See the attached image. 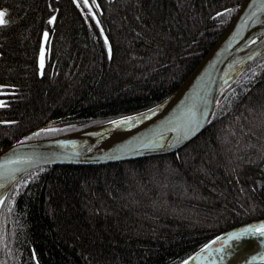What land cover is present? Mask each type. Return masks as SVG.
I'll return each instance as SVG.
<instances>
[{
	"label": "trees",
	"instance_id": "obj_1",
	"mask_svg": "<svg viewBox=\"0 0 264 264\" xmlns=\"http://www.w3.org/2000/svg\"><path fill=\"white\" fill-rule=\"evenodd\" d=\"M243 2L0 0V150L162 102ZM258 219L264 53L222 90L207 126L179 150L25 174L0 206V264H180Z\"/></svg>",
	"mask_w": 264,
	"mask_h": 264
},
{
	"label": "water",
	"instance_id": "obj_2",
	"mask_svg": "<svg viewBox=\"0 0 264 264\" xmlns=\"http://www.w3.org/2000/svg\"><path fill=\"white\" fill-rule=\"evenodd\" d=\"M263 53L264 0H244L221 37L162 102L100 125L0 150V206L25 174L42 167L104 165L179 150L207 126L222 90ZM261 228L264 219L224 231L180 264H264Z\"/></svg>",
	"mask_w": 264,
	"mask_h": 264
},
{
	"label": "rangeland",
	"instance_id": "obj_3",
	"mask_svg": "<svg viewBox=\"0 0 264 264\" xmlns=\"http://www.w3.org/2000/svg\"><path fill=\"white\" fill-rule=\"evenodd\" d=\"M0 12H2V11H0ZM3 19H4V17H3ZM45 40H46V35L43 36V41H42L43 47L41 48V53H40V58H39V62H40L41 66L43 65L44 57H45V53H46V48L44 47Z\"/></svg>",
	"mask_w": 264,
	"mask_h": 264
},
{
	"label": "snow or ice",
	"instance_id": "obj_4",
	"mask_svg": "<svg viewBox=\"0 0 264 264\" xmlns=\"http://www.w3.org/2000/svg\"><path fill=\"white\" fill-rule=\"evenodd\" d=\"M5 13L0 12V23H3V17H4ZM259 231L264 234V228L259 229Z\"/></svg>",
	"mask_w": 264,
	"mask_h": 264
}]
</instances>
